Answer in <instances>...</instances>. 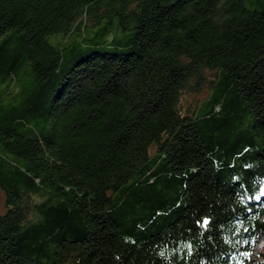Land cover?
I'll list each match as a JSON object with an SVG mask.
<instances>
[{
    "label": "trees",
    "instance_id": "1",
    "mask_svg": "<svg viewBox=\"0 0 264 264\" xmlns=\"http://www.w3.org/2000/svg\"><path fill=\"white\" fill-rule=\"evenodd\" d=\"M0 189V264H264V0H0Z\"/></svg>",
    "mask_w": 264,
    "mask_h": 264
},
{
    "label": "rangeland",
    "instance_id": "2",
    "mask_svg": "<svg viewBox=\"0 0 264 264\" xmlns=\"http://www.w3.org/2000/svg\"><path fill=\"white\" fill-rule=\"evenodd\" d=\"M4 209V194L2 192V190L0 189V213L3 211ZM261 248V246H257L256 250H259Z\"/></svg>",
    "mask_w": 264,
    "mask_h": 264
}]
</instances>
